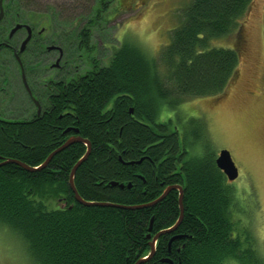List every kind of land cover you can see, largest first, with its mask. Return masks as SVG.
Here are the masks:
<instances>
[{"label": "trees", "instance_id": "1", "mask_svg": "<svg viewBox=\"0 0 264 264\" xmlns=\"http://www.w3.org/2000/svg\"><path fill=\"white\" fill-rule=\"evenodd\" d=\"M253 1L191 0L157 56L125 39L108 65L92 60L78 85H61L42 116L0 120V163L37 168L72 137L89 140L77 191L86 201L117 205L76 201L69 181L87 153L84 143H72L38 170L0 166V227L35 264H137L150 254L152 238L180 218L178 189L149 205L175 185L184 190L175 232L183 237L168 250L175 233L162 236L154 256L140 264H264L204 120L190 118L182 131L171 119L159 121L164 104L176 110L190 98L223 94L238 70L240 46L212 42L233 33Z\"/></svg>", "mask_w": 264, "mask_h": 264}, {"label": "rangeland", "instance_id": "2", "mask_svg": "<svg viewBox=\"0 0 264 264\" xmlns=\"http://www.w3.org/2000/svg\"><path fill=\"white\" fill-rule=\"evenodd\" d=\"M190 1L35 0V8L65 20L64 26L68 27L74 17L79 28L92 20L91 42L96 46L93 57L104 66L110 63L115 48L125 39L157 56L161 48L170 43L172 32L182 23L183 9ZM212 45L240 46L238 70L223 94L190 98L176 110L164 104L159 121L171 119L172 128L178 127L182 131L186 120L202 118L216 153L222 149L231 152L239 177L230 183L236 189L246 218L241 215L242 219L249 223L264 256V0H254L239 27L233 33L215 39ZM10 54L5 52L1 58L8 60ZM34 56L32 65L38 61ZM81 63L86 67L91 60L83 58ZM32 68L34 73L41 70L36 65ZM4 69H7L5 76L11 85L10 92L6 91L4 95L7 102L0 104L6 108L0 110V116L5 117L4 113L9 118H30L36 109L23 85H19L21 81L13 58L0 68V72ZM183 137L184 134L180 135L182 143ZM198 146L191 148L192 155L198 153ZM57 207L58 204L50 206L52 209ZM0 264H35L23 243L3 227H0Z\"/></svg>", "mask_w": 264, "mask_h": 264}, {"label": "flooded vegetation", "instance_id": "3", "mask_svg": "<svg viewBox=\"0 0 264 264\" xmlns=\"http://www.w3.org/2000/svg\"><path fill=\"white\" fill-rule=\"evenodd\" d=\"M64 22L61 18H54L47 10L38 11L35 0H0V68L13 58L17 64L16 74L21 81L19 85H23L36 109L30 118H9L3 113L7 118L0 116V120L22 122L42 116L50 109L51 100L59 93L61 85H78L80 76L93 70L92 64L86 67L80 64L83 58L91 62L98 60L93 57L96 46L91 42L92 20L81 28L76 17L69 27L64 26ZM5 52L11 53L8 60L1 58ZM32 56L38 59L34 64L41 68L39 73H34ZM5 74L7 69L0 72V86L3 85L0 87V104L7 102L4 95L6 91L10 92L11 81ZM1 109L6 108L0 105ZM176 236L179 237L173 239ZM180 236L183 237L181 234H172L168 250H171L175 241L182 239ZM182 247L179 246L178 251ZM166 262L173 264L170 259H166Z\"/></svg>", "mask_w": 264, "mask_h": 264}, {"label": "water", "instance_id": "4", "mask_svg": "<svg viewBox=\"0 0 264 264\" xmlns=\"http://www.w3.org/2000/svg\"><path fill=\"white\" fill-rule=\"evenodd\" d=\"M132 113V111H131ZM78 132V131H77ZM74 142H81V143H84L87 145L88 147V150H87V153L84 155V157H82L79 162L77 164H75V166L73 167L72 171H71V174H70V187L72 189V191L74 192V195H75V199L77 202L83 204V205H86V206H93V205H111V206H117V205H113V204H106V203H96V202H89V201H86L84 200L80 194L78 193L77 191V188L75 186V175H76V172L78 170V167L88 158L90 152H91V143L89 140L87 139H84L82 137H72L71 139H69L67 141V143H65L62 147H60L59 149H57L56 151H54L48 158L47 160L42 164L40 165L39 167L35 168V167H30L29 165H26L20 161H17V160H5L4 162L0 163V166L2 165H5L7 163H17L19 164L20 166L24 167L25 169L27 170H30V171H34V170H38V169H41V168H44L46 167L50 160L53 158V156L55 154H57L58 152H60L61 150L67 148L69 145H71L72 143ZM216 162H217V165L218 167L225 173V175L227 176V178L230 180V181H234L236 180L238 177H239V169H238V166L236 165L233 157H232V154L231 152L228 150V149H222L220 150L218 156H217V159H216ZM179 190L180 192V208H181V215H180V218L179 220L177 221V223L169 228V229H165V230H162L160 231L157 235H155L152 240L150 241V247H151V252H150V255L148 257H145L144 259L140 260L137 264H140L141 262L143 261H147L149 260L151 257L154 256L155 252H156V245H157V241L159 239L160 236L162 235H165V234H170L172 232H174L180 225V223L182 222V219H183V216H184V208H183V197H184V190H183V187L180 186V185H175V186H171V187H168L165 192L163 193V195L157 199L156 201L150 203L149 205H153L155 203H157L158 201H161L163 200L171 190ZM149 205H146V206H149ZM121 207V206H120ZM126 208H142V206H138V207H126ZM152 230V226L150 227V232ZM179 236H176L175 238L173 239H176L178 238ZM182 237V236H180ZM148 238L151 239V235H148ZM221 264H224V263H221Z\"/></svg>", "mask_w": 264, "mask_h": 264}]
</instances>
